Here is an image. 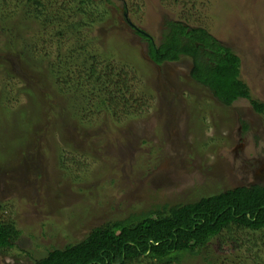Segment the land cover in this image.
Segmentation results:
<instances>
[{
	"label": "rangeland",
	"instance_id": "1",
	"mask_svg": "<svg viewBox=\"0 0 264 264\" xmlns=\"http://www.w3.org/2000/svg\"><path fill=\"white\" fill-rule=\"evenodd\" d=\"M37 1L56 12L80 0ZM85 1L90 26L81 32L46 23L26 2L2 7L0 219L14 221L22 239L0 264H34L107 222L264 185V113L248 100L222 104L191 78L190 58L157 66L134 31L159 43L173 16L208 29L240 57L241 79L264 104V0L226 11L221 0ZM93 63L116 93L114 119L81 101L94 87ZM57 67L75 78L69 88L55 89ZM241 237V254L256 242L249 254L264 264L263 235Z\"/></svg>",
	"mask_w": 264,
	"mask_h": 264
},
{
	"label": "trees",
	"instance_id": "2",
	"mask_svg": "<svg viewBox=\"0 0 264 264\" xmlns=\"http://www.w3.org/2000/svg\"><path fill=\"white\" fill-rule=\"evenodd\" d=\"M13 1L0 0V20L5 18L1 13L2 7H8ZM16 1L19 5L26 2L27 9L35 7L34 14L38 17L44 15L46 23L53 26L66 24V29L63 28L65 32L67 29L81 32L90 26L86 21L89 13L85 0L56 12L40 8L37 0ZM236 1L239 0H221L220 5L226 11ZM215 17L220 22L223 18L220 13ZM134 31L147 43L149 58L157 66L190 58L193 63L191 78L207 87L222 104L230 107L240 100H248L257 113H264V104L254 99L248 84L241 79L240 57L208 29L173 16L165 19L159 43L138 27ZM63 34L60 31L59 35ZM79 49L86 51L85 47ZM84 56L88 58V54ZM88 59L94 61L93 57ZM74 63L68 59L65 69L75 68ZM89 70L90 84L94 87L82 93L84 97L81 101L97 103L114 119L113 114L116 113L112 112V107L116 93L107 91L112 83L109 84L108 79L98 73L94 63ZM62 71L58 67L53 75L51 71L54 78L60 77L55 89L61 84L69 88L75 79L71 75L64 77ZM108 96H112L109 102ZM157 208L107 222L93 229L85 240L64 249L49 251L34 264H221L225 261L253 264L249 252L258 245L255 242L253 247L245 250L248 254L243 256L241 253L246 245L242 243L241 235L260 233L263 235L261 239L264 238V185L236 187L196 202ZM21 239V230L14 221L3 222L0 219L1 253L17 248ZM258 260L260 256L256 254L254 264H259Z\"/></svg>",
	"mask_w": 264,
	"mask_h": 264
},
{
	"label": "flooded vegetation",
	"instance_id": "3",
	"mask_svg": "<svg viewBox=\"0 0 264 264\" xmlns=\"http://www.w3.org/2000/svg\"><path fill=\"white\" fill-rule=\"evenodd\" d=\"M263 182H264V177H263Z\"/></svg>",
	"mask_w": 264,
	"mask_h": 264
}]
</instances>
